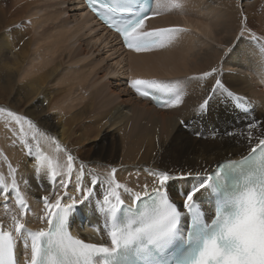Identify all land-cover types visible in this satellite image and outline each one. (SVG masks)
<instances>
[{"label":"bare ground","instance_id":"bare-ground-1","mask_svg":"<svg viewBox=\"0 0 264 264\" xmlns=\"http://www.w3.org/2000/svg\"><path fill=\"white\" fill-rule=\"evenodd\" d=\"M157 1L158 17L135 35L161 29L160 43L123 51L81 0H0V100L8 103L0 115V213L13 200L22 221L10 212L7 224L0 215V238L13 244L20 264L33 259V236L58 210L82 244L111 247L110 221L122 204L153 191L173 201L179 184L181 192L194 190L175 203L185 224L193 198L208 209L217 165L264 141V0ZM114 42L125 54L129 89L110 77L124 74L93 59L99 43ZM135 83L172 88L175 99L156 109L131 90ZM229 94L249 103L250 114ZM254 109L260 121L248 131L244 118ZM208 127L211 133H198ZM56 177L71 178L70 190L55 187Z\"/></svg>","mask_w":264,"mask_h":264},{"label":"rangeland","instance_id":"rangeland-1","mask_svg":"<svg viewBox=\"0 0 264 264\" xmlns=\"http://www.w3.org/2000/svg\"><path fill=\"white\" fill-rule=\"evenodd\" d=\"M76 2H77V0H75ZM78 6V5H77ZM73 14H79L78 13V11L76 10V12L74 11L73 12ZM165 15H162V14H160V17L161 18H163ZM22 18V17H21ZM24 29H25V32H26V34H28V27H27V25H26V22L24 21ZM74 24H76V22L74 23ZM88 32H85V35H87L86 36V38L88 39H90V35H88L87 34ZM82 34H84V32L82 33ZM255 39H257L256 37H254ZM258 40V39H257ZM114 44V48H112L111 46H108L107 44H105L106 45V47L104 46V44H98V47H100L101 48V50H100V53L98 52V54L96 55V56H93V59H95V58H97V57H101V59L103 58L104 60H102V61H105V62H103V64H102V67L104 68V67H107V68H109L110 70H112L113 69V71L114 72H121L122 74H124V72H125V68H124V62L126 61V59L124 58L125 56V54L124 55H122L120 52H118V51H115V50H117L118 49V44H116L115 42L113 43ZM165 46V45H164ZM98 47H97V49H98ZM108 47V48H107ZM99 48V49H100ZM162 48H164V47H162ZM94 50L96 49L95 47L93 48ZM97 49H96V51H97ZM107 55H108V57H109V59H108V57H107ZM107 57V58H106ZM125 61H124V60ZM124 61V62H123ZM123 62V64L121 65V63ZM104 63H106V64H104ZM121 65V66H120ZM112 66H114L115 67V69H114V67H112ZM68 67V66H67ZM66 67V68H67ZM68 68H70V66L68 67ZM63 69H65V67H63L62 68V70ZM120 70V71H119ZM67 70H65V71H62L61 72V76H63V73H65ZM112 75H114V74H112ZM116 75V74H115ZM120 75V74H119ZM117 75V76H110L111 77V79L113 80L114 78V80L113 81H117L118 80V78L122 81V83L124 84V86L126 87V88H128L129 89V85H130V81L129 80H127V77L125 76L126 75V73L124 74V77L122 76V75ZM119 76V77H118ZM122 76V77H121ZM121 77V78H120ZM162 80V79H161ZM149 81V80H148ZM151 82H153V80L151 81ZM218 82H220V81H218ZM218 82L216 83V87L217 88H220V89H224L221 85H219L218 84ZM56 88H58L57 86H55ZM232 98H233V95L232 94H229V96H228V101H229V103L231 104L232 102H233V100H232ZM5 102V103H4ZM3 103V104H2ZM6 105H8V103L6 104V101H4V100H0V115H2L3 113H6L5 112V110H4V107H6ZM208 105L209 104H207L206 103V106L208 107ZM246 106H250V108H251V105L249 104V103H247L246 104ZM206 107V108H207ZM255 110V109H254ZM258 112V113H257ZM243 113V112H242ZM209 114V112H208V110H206V112H205V115L207 116ZM253 114V115H252ZM251 115H250V117H251V119H247V118H244L245 119V124H246V129L248 130V131H252V130H255L256 128H255V124L256 123H258L260 120L258 119V117H257V115L256 114H259V111H257V110H255L254 111V113H252ZM245 115H249V114H245ZM243 118V117H242ZM248 125H252V127H249ZM196 131H197V128L195 129ZM213 131V128L212 127H208V128H205V129H199L198 130V133L200 134V135H203L205 132H209V133H211ZM255 131H257V130H255ZM255 131H253V132H255ZM214 132H216V133H219L220 132V130H219V128H217V129H215L214 130ZM246 152H244L243 154H245ZM18 159V158H17ZM19 160V159H18ZM99 172H105L104 170H100ZM133 175H136V173L134 174L133 173ZM137 175H138V173H137ZM65 179V178H64ZM63 179V177H56V179H55V182H54V185H55V187H57V188H59L60 190H70V185H72V183H70L71 182V178L69 179V181H67L66 179L64 180ZM66 182V183H65ZM13 186V185H12ZM11 189H13V187H11ZM182 191V188H181V186L178 184V185H176L175 186V188L172 190V191H170V195H171V197H172V199H173V201H174V203H176L178 206H179V203L180 202H182V201H184V199L187 197V199L188 198H190L193 194H194V190H192V189H186V191H184V192H181ZM184 197V198H183ZM9 198V200H10V197H8ZM52 198V197H51ZM134 198V194L133 193H128L127 194V196H126V199H128V200H131V199H133ZM11 199H13V198H11ZM56 199V197L54 196L50 201H49V203L47 204L48 205V207H51V205L53 204V202H54V200ZM11 202H5V204H3V208L6 210H4L3 208H1V209H3V213L1 214L0 213V215H4V216H1L2 218H1V220H2V222H4L3 221V219L5 220V222L4 223H7V224H11V221H9V222H6V218L8 217L7 215L11 212V215H12V220L14 219V223H22V221L18 218L20 215V212H21V208H20V206H19V204H17V206L15 207V208H13L12 207V205H13V203H14V201L13 200H10ZM12 201H13V203H12ZM10 204V205H9ZM104 206L107 204V202L105 201L104 203H102ZM9 207H10V209H11V211L9 210ZM7 209L9 210V212L7 213ZM55 209V206H54V208H53V210ZM102 211V210H101ZM5 214H7V215H5ZM15 221H17V222H15ZM48 227V226H47ZM0 230H1V228H0ZM19 235V237H22V235L21 234H18Z\"/></svg>","mask_w":264,"mask_h":264}]
</instances>
